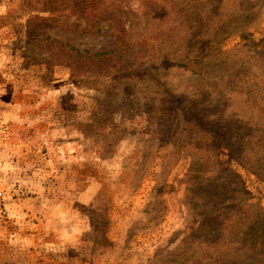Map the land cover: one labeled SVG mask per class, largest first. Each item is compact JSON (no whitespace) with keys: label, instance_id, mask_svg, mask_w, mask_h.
Returning <instances> with one entry per match:
<instances>
[{"label":"rangeland","instance_id":"1","mask_svg":"<svg viewBox=\"0 0 264 264\" xmlns=\"http://www.w3.org/2000/svg\"><path fill=\"white\" fill-rule=\"evenodd\" d=\"M100 3L108 10L101 35L52 34L81 50H111L114 27L124 26L123 59L145 61L131 81L75 75L30 36L31 18L49 12L0 0V264L170 257L196 219L182 201L193 160L176 142L187 125L173 108L193 107L237 144L238 121L258 120L242 92L264 85V0ZM216 150L264 205V183Z\"/></svg>","mask_w":264,"mask_h":264},{"label":"trees","instance_id":"2","mask_svg":"<svg viewBox=\"0 0 264 264\" xmlns=\"http://www.w3.org/2000/svg\"><path fill=\"white\" fill-rule=\"evenodd\" d=\"M30 1L34 4L29 6L50 14L31 18L30 36L46 42L54 57L60 56L62 65L76 72L75 75L105 71L109 76H130L131 81L134 76H139L136 73L141 68L144 69L145 61L141 58L132 62L123 59L122 51L127 43L122 25L114 27L118 45L111 50H81L52 34L75 28L83 35H101L104 31L102 24L108 17V10L101 6V0ZM71 16H77L73 23L70 22ZM133 73L135 75L131 76ZM151 74L158 78L155 73ZM242 93L247 96L245 103L253 98L250 112L257 114L258 120L255 124L238 121V139L242 136L238 144L232 133L215 129L193 107L178 108L176 104L173 108L178 122L187 125L184 127L186 135L178 137L176 142L179 147L185 146L184 155L193 160L182 181V201L188 207L192 205L196 219L188 233L178 238V244L168 251L170 257L156 258L155 264H264V205L251 196L239 171L230 161H223L220 150H216L217 147L226 148L238 166L264 183V85L258 81L252 93ZM180 151H173L168 156L177 157L175 164L180 159L177 156Z\"/></svg>","mask_w":264,"mask_h":264}]
</instances>
